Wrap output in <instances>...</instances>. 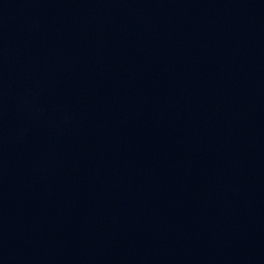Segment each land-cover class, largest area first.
Instances as JSON below:
<instances>
[{
	"label": "water",
	"instance_id": "1",
	"mask_svg": "<svg viewBox=\"0 0 264 264\" xmlns=\"http://www.w3.org/2000/svg\"><path fill=\"white\" fill-rule=\"evenodd\" d=\"M0 264H264V0H0Z\"/></svg>",
	"mask_w": 264,
	"mask_h": 264
}]
</instances>
